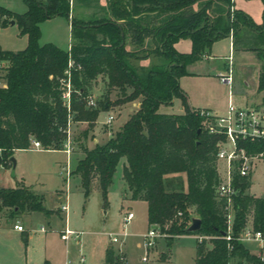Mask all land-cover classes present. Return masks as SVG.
Listing matches in <instances>:
<instances>
[{
    "label": "trees",
    "instance_id": "obj_1",
    "mask_svg": "<svg viewBox=\"0 0 264 264\" xmlns=\"http://www.w3.org/2000/svg\"><path fill=\"white\" fill-rule=\"evenodd\" d=\"M72 1L21 0L25 11L20 14L0 7L1 24L12 21L26 38L20 51L0 50V59L7 62L2 75L5 87L0 88V166L8 167L13 152L29 150L31 142H38L43 150L62 151L70 123L89 128L110 106L138 99L136 110L112 137L90 149L80 146L82 157L72 173L79 178L83 198L96 189L104 209L106 190L123 160L121 179L128 200L145 203L147 226L159 229L166 248L175 237L199 235L206 239L196 243L194 264H264L236 239L250 213L255 230L264 233V196L246 194L250 178L234 174L239 192L232 199L231 240L227 242L223 237L226 206L216 192L220 181L215 168L217 140L203 131L202 119L188 106L179 86L185 67L200 60L230 31L235 51L263 59L264 10L262 23L256 24L246 13L233 10V0H105V8L84 21L69 16ZM81 1L85 7L98 2ZM259 1L264 5V0ZM214 6L218 14L211 17ZM54 17L69 20L67 51L38 44V25ZM182 38L191 42L189 53L173 48ZM147 57L154 59L152 65H136ZM66 71L67 106L60 98L59 84ZM97 76L104 78L106 92L116 90L119 95L113 102L103 98L87 107L90 82ZM263 90L264 71L258 85V91ZM174 99L180 101L182 113H158L159 106L170 105ZM243 146L248 151L262 149L261 145ZM33 212L49 214L37 194L24 186L0 188L3 218L14 220ZM193 217L201 222L194 233L188 231ZM103 264H125V256L106 248Z\"/></svg>",
    "mask_w": 264,
    "mask_h": 264
},
{
    "label": "rangeland",
    "instance_id": "obj_2",
    "mask_svg": "<svg viewBox=\"0 0 264 264\" xmlns=\"http://www.w3.org/2000/svg\"><path fill=\"white\" fill-rule=\"evenodd\" d=\"M1 1H4L3 3L13 11H23L24 9L21 0ZM198 7L199 5L196 3L192 6V9L197 10ZM215 7L218 8V6H214L211 10ZM87 8L88 10L92 9V4L89 3L88 6L85 7L82 5L81 0H74V5L70 8V17L84 21L91 20L94 16L88 13ZM211 10L209 14H211ZM222 17L224 20L223 23L227 22L226 14ZM38 29L40 34L38 39L39 45L52 44L60 50H65L66 45L71 41L69 20H66L64 17H54L43 21L38 25ZM185 40L189 39L182 38L175 43H180ZM25 44V36L19 34L15 25H3L0 22V47L2 49L13 52L20 51L25 47ZM215 48H217V52H214L215 55L229 56L226 41H219ZM130 49H133V47L130 46ZM214 53L211 52V55H214ZM262 56H264V54ZM243 58L246 62H250L257 67V70L251 71V67H246V69L243 70L244 72H241L244 78L248 80L246 89L249 90L250 93L247 95L234 94V101L239 107H253L258 103H262L264 95V90L261 92L258 91L259 76L264 71V57L263 59L258 58L256 55L249 53L244 55ZM201 59L185 67L186 75L180 77L179 86L181 90L187 94L189 102L192 105L204 107L206 103H210L216 107V109L212 110L213 113L223 115V107H227L228 94L232 90V87L221 85L215 76H211V73L214 70V66L224 68V64L228 72L227 69L232 67V63L229 60H227L226 63H224L223 60L212 61L215 60V58H212L211 61H201ZM138 63L139 67L147 68L154 63V59L147 57L138 60ZM198 73H200V75H196ZM252 73L254 76L251 78L250 75ZM104 84V78L100 76H97L94 81L90 82L88 95L93 98L94 102L107 98L110 103L109 99H113L114 96L119 95L116 90H109V92H106ZM180 106V101L174 99L170 105L159 106L158 113L180 114ZM128 108L122 110L119 114L114 108L108 111V114L113 118L110 125L111 130L125 119ZM104 116L105 113L100 117L103 118ZM104 130L105 128L103 126L95 122L89 128L84 123H70L67 126L71 147L68 156L62 151H15L11 157L13 162L5 168L0 166V188L24 186L30 189L32 193L43 198L42 206L45 210L51 209L55 213L56 208L53 207L63 203L64 198H66V203L69 208L67 221L69 225L68 229L81 234L77 240H69L64 246L57 233V229L61 226V221L59 218H49V229L51 233L48 236L52 242L51 252L56 257L58 261L57 264H77L80 256L83 258V264H101L106 248H110L114 254H119L121 256L125 255L126 264H194V246L196 238L199 235L177 237L172 240L169 248H166L165 238H159L155 241L152 249L146 252V254L141 247H137V244L141 242V237L152 227H148L146 223V205L144 202L129 201L128 199L121 200L120 196L124 185L121 179L120 163L117 164L112 175L111 184L106 190V205L104 209H102L101 198L97 190L91 189L89 195L84 199L80 183L75 177L68 178L67 181H64L62 168L65 163H67V168L70 172L74 165L75 158L80 157V146L90 149L93 145L103 144L105 139L107 140L106 137L102 135L98 137L97 135L102 134ZM84 131H86L85 138L82 135ZM113 135L114 134H111L110 137ZM93 138H98L96 143H94ZM215 168L216 171H219V175H222L224 168L223 164L215 162ZM181 177L184 179V175H181ZM249 178L250 186L247 188L246 194L253 197H263L264 162H260L256 165L255 170L251 172ZM220 179L219 177V180ZM125 211H130L133 215L132 220L125 226L126 236L121 243L111 244L107 237V233H114L120 230L121 215ZM103 212H105V215H103ZM5 215L6 213H1L0 218L5 217ZM251 215L252 213L249 214V221L252 218ZM16 220L17 221L12 220L10 223H20L17 224L20 226L22 224L25 233H32L34 236L33 243L39 240L41 236L38 230L39 226L47 228L45 216L39 213H33L29 219L18 216ZM2 221L3 219H1V222ZM21 236L23 239L24 234ZM22 243H24L23 240ZM32 246H34V244ZM243 246L250 254H258V250L254 244L245 243ZM35 249L36 247H34L32 253H30V251L28 252V254H32V257L30 263L27 261L26 264L35 262ZM168 250L170 251V259L162 260V258L169 254ZM144 255L146 256V262L141 261V257ZM231 264H235V262Z\"/></svg>",
    "mask_w": 264,
    "mask_h": 264
},
{
    "label": "built area",
    "instance_id": "obj_3",
    "mask_svg": "<svg viewBox=\"0 0 264 264\" xmlns=\"http://www.w3.org/2000/svg\"><path fill=\"white\" fill-rule=\"evenodd\" d=\"M1 20V18H0ZM229 36L233 37V32H229ZM229 61H232V54L229 56ZM70 63H68V66ZM7 62L0 59V88H4L5 85L2 81V75ZM66 78L60 80V98L67 106L69 99L70 86L68 82V73L65 72ZM219 80L222 84L232 87V68L228 69V75H221ZM229 100L226 110L223 115L215 114L206 109H197L195 112L202 119L203 131L216 138V153L215 160L217 163L223 164L222 175H218L221 178L217 186L216 192L219 198L223 199L226 206V234L223 236L227 242L231 240V227L233 222L232 211V199L238 194L234 184V174L236 173L240 178H248L252 171L255 170L256 165L260 162H264V104L258 103L253 107H239L232 101V92L229 93ZM87 107H94L95 103L91 96L85 100ZM113 118L107 115L103 124L108 126L112 122ZM243 144H250L251 146H262V149L257 151L253 149L248 151ZM70 140L69 134L66 130V138L63 143L62 152L66 156L70 152ZM29 150L42 151V147L38 142H31ZM65 181H67L70 172L65 163L62 168ZM59 212L66 217L68 213V206L66 198L64 202L58 206ZM133 215L130 211H125L121 215L120 230L114 233H107V237L111 244L121 243L126 236L125 226L132 220ZM66 222V219H65ZM13 230L22 232L23 229L20 225H13ZM40 232H43V228H39ZM81 233L70 230L66 227L59 232V239L66 244L69 240H77ZM164 235L158 228L152 227L141 237V242L137 244V247H141L144 253L148 252L155 244V241ZM205 237H198V241H201ZM206 239V238H205ZM239 243L244 245L245 243H252L258 250L257 257L260 260H264V233L259 230H255L252 222L248 221L240 231L236 238ZM142 262H146V256L141 257ZM67 264V263H66ZM77 264H83L82 256L79 257Z\"/></svg>",
    "mask_w": 264,
    "mask_h": 264
},
{
    "label": "crops",
    "instance_id": "obj_4",
    "mask_svg": "<svg viewBox=\"0 0 264 264\" xmlns=\"http://www.w3.org/2000/svg\"><path fill=\"white\" fill-rule=\"evenodd\" d=\"M3 2L0 0V7L4 8L10 12L20 14V13H23L25 11V6H24L23 11H13L11 8H9ZM105 4H106L105 0H98V2L96 4H92V7H93L92 9L88 10V8H87L88 13L89 14L91 13L92 15L95 13L98 14L101 11V9L105 8ZM73 5H74V2L72 1L70 3V8ZM232 8L234 10H241L242 12L246 13L247 15H249L251 17L253 22H255L256 24L262 23V11L264 10V5L259 0H233V7ZM217 14H218V11H217V8L215 7L213 10H211L210 16L213 17V16H216ZM70 15L71 14L69 13V16ZM9 26H12V25H9ZM219 41H226L227 42V48H228V54H229V56H230V54H232V61H231V63H232L231 64V66H232L231 67L232 68V90H231V92H232V101L235 103L234 94L235 95L236 94L237 95H247L250 93V91L246 89V85H247L248 80L244 78V76L241 72H244L243 70L246 69V67H251L250 68L251 71H253L255 69L257 70V67H255L250 62H246V60H244V58H243L244 55H247L251 52L235 51L234 45H233V37L231 38L229 35L222 38V39H219L218 41H215L211 45V48L209 49V51L203 56L201 61L202 60L211 61L212 58H215V60H212V61L223 60L224 63H226V61L229 60V56H220L217 53H216L217 55H215L214 52H217V48H215V47ZM68 47H69V44H67L65 50H62V51H67ZM129 47L130 46H126V50H129ZM0 49L4 50L1 47H0ZM174 49L179 53H185V54L189 53L191 50V42L189 40H185V41L180 42V43H175ZM4 51H6V50H4ZM211 52H213L214 55H211ZM251 54L255 55V53H251ZM136 65L139 67L138 61L136 62ZM233 69H234V73H233ZM196 75H200V73H198ZM221 75H228V72L226 71V68H225V64H224V68H221L220 66H214V70L212 71L211 76L212 77L215 76L221 85L227 86V85L222 84L220 82L219 77ZM250 76L252 78L254 76V74L252 73ZM250 76H249V78H250ZM229 95L230 94H228V100H229ZM185 96L187 99L188 106L191 109L197 110L200 108H204V109L209 110L211 112H213L212 111L213 109H216V107L210 103H206L204 107L194 106L189 102V98H188L186 93H185ZM115 99H116V96H114L113 99H109V101L113 102ZM172 102H173V100H172ZM137 106H138V99L134 100L132 102L121 104V105L110 106L108 110L100 112L96 118L95 123L96 124L98 123L101 126H103L105 128V130L103 131L104 134H103V132H102V134H97L98 137H100L102 135L103 137H106L108 139L111 136V134H114L115 132H117L118 129L120 128V126L136 110ZM128 107H130V108H128ZM113 108L117 110L118 114L121 113L122 110H124L126 108H128V112H127L125 119L118 126L114 127L111 130V128H110L111 123H110V125L106 126L103 124V121L105 120L106 116L109 115L108 111L113 109ZM179 110L182 113L181 106L179 107ZM223 110L225 112L226 107H223ZM103 113H105V116L103 118H101L100 116ZM167 115H169V114H167ZM97 139L98 138H93L94 143H96ZM105 141H106V139H105ZM81 157H82V154H80V157L75 158L74 165L70 171L71 174L69 175L68 178L75 177L79 181L78 176L74 175L72 173V171L74 169V166H75L77 160H79ZM118 163L121 164V168H122L123 160H120ZM64 181H65V178H64ZM123 185H124V183H123ZM93 190L96 191V189H93ZM120 198H121V200L128 199V193L126 192L125 185H124V188H123V191L121 193ZM42 200H43V198H42ZM58 206L59 205H56L55 207H53V208H56V213L54 211H52L51 209H48V211H50L49 214L43 215V216H45V219H46L45 222L47 224L48 229L44 228L42 226H39V228H43L44 231L43 232L39 231L41 236H40L39 240H36L35 243L32 242L33 237H34L32 235V233L26 234L22 224H21V227H22L23 231L17 232L15 230H13V228H12L13 225H15V224L10 223L12 220H7L6 218H0V264H26L27 261L30 263V260L32 257V254H30V253H32V251L34 250V247H36V249H35L36 251H34L35 252V262L32 264H57L58 261H57L56 257L51 252L52 242L48 236L51 233V230L49 229L50 228L49 227V224H50L49 218L55 217V218H59V220L61 221V226L59 229H57L58 234L64 228L65 224H66V227L69 228V225L67 223L69 208H68V213L65 217L64 214L59 212V210L57 209ZM33 213H36V212H33ZM33 213H27L25 215H22V217L29 219ZM39 214H41V213H39ZM103 215H105V212H103ZM1 219H3L2 222H1ZM65 219H66V222H65ZM14 221H17V220L14 219ZM16 224H20V223H16ZM22 234H24L23 239L21 236ZM183 236H185V235H183ZM179 237H181V236H179ZM198 237L199 236H197V238H196V242H195V246H194V257H195V247H196V243L198 241ZM175 238H177V237H175ZM175 238H173L172 240H174ZM22 240L24 241V243H22ZM32 243L34 244V246H32L33 245ZM64 246H65V244H64ZM29 251H30V253L28 254ZM168 253L169 254L167 256H165L164 257L165 259H163V260H169L170 259V251L169 250H168ZM193 260H194V258H193ZM101 264H103V260L101 261ZM125 264H126V259H125Z\"/></svg>",
    "mask_w": 264,
    "mask_h": 264
},
{
    "label": "water",
    "instance_id": "obj_5",
    "mask_svg": "<svg viewBox=\"0 0 264 264\" xmlns=\"http://www.w3.org/2000/svg\"><path fill=\"white\" fill-rule=\"evenodd\" d=\"M9 25H13V22L10 21ZM10 161L13 162L12 158H10ZM200 226H201L200 220L198 218H196V217H193L192 220H191V224L188 227V231L192 232V233L197 232V231H199Z\"/></svg>",
    "mask_w": 264,
    "mask_h": 264
}]
</instances>
